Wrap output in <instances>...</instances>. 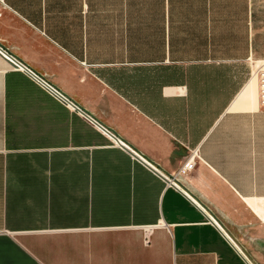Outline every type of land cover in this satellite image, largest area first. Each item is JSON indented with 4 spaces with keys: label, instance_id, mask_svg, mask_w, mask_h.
<instances>
[{
    "label": "crops",
    "instance_id": "crops-1",
    "mask_svg": "<svg viewBox=\"0 0 264 264\" xmlns=\"http://www.w3.org/2000/svg\"><path fill=\"white\" fill-rule=\"evenodd\" d=\"M260 63L264 0H0V264H251L101 127L264 264Z\"/></svg>",
    "mask_w": 264,
    "mask_h": 264
},
{
    "label": "built area",
    "instance_id": "built-area-1",
    "mask_svg": "<svg viewBox=\"0 0 264 264\" xmlns=\"http://www.w3.org/2000/svg\"><path fill=\"white\" fill-rule=\"evenodd\" d=\"M12 64V62H10ZM14 66V69H19V70H26L30 75L33 73L28 71L22 64H20L19 62H16L15 65L12 64ZM255 69V74L254 76L256 77L257 80V84H258V100L259 103L264 106V63H260L258 65L254 66ZM36 76V75H35ZM43 86L46 88L51 89L50 85L48 83H45L44 81H41ZM57 93V92H56ZM72 106H74L75 109H77L78 111H81L79 109L78 106L74 105L72 103ZM82 112V111H81ZM83 113V112H82ZM85 114V113H83ZM85 116L92 122H94L93 120L90 119L89 115L85 114ZM95 123V122H94ZM101 127V126H100ZM101 129L103 130V134L111 141L112 146H115L119 149H123L126 150L128 152H132L134 154V156H136L139 160H141L144 164H146L149 168H151L157 175H159L161 178H165V180L170 183L176 190H179L186 198H188L194 205H196L199 209H201L205 214H207V211L203 208V206L201 204H199L198 201H196V199L192 198L184 189L181 188L180 184L176 183L173 179H177L179 174H185L191 170L194 169V159H198L199 160V156H198V150L197 149H193V152L191 154V156L188 158V160L181 166L180 170L178 171L176 177H173L172 179L168 178L166 175H164L163 173H161L159 171L158 168L152 166L150 163H148L145 159H143V157L138 153L135 152L131 147H128L118 136L115 135L114 132H111L110 130L101 127ZM208 218L210 221H212V223H214V225L218 228V230H220L223 235L225 236V238L227 239V241H229V243H231V245H233L239 252L240 256L248 261V259L242 254V252L240 251V249L237 247V245H235L233 243V241L230 239L229 236H227V234L224 232V230L219 226V224L216 222V220L210 216V214H207ZM262 222L264 223V217L261 219ZM146 240V239H145ZM250 262V261H248Z\"/></svg>",
    "mask_w": 264,
    "mask_h": 264
},
{
    "label": "water",
    "instance_id": "water-1",
    "mask_svg": "<svg viewBox=\"0 0 264 264\" xmlns=\"http://www.w3.org/2000/svg\"><path fill=\"white\" fill-rule=\"evenodd\" d=\"M83 113H85L86 114V112L82 109V108H79ZM88 115V114H87ZM146 160V159H145ZM147 162H148V160H146ZM148 163H150L152 166H154L151 162H148ZM154 167H156V168H158L157 166H154ZM159 169V168H158ZM167 176V175H166ZM168 178H170V179H172L173 177L172 176H167ZM176 183H178V181L176 180V179H173ZM203 206V208L207 211V213L208 214H210V216H212L215 220H216V222L219 224V226L224 230V232L227 234V236H229L230 237V239L233 241V243L235 244V245H237V247L242 251V254L248 259V261H250V263L251 264H256V262L255 261H253L252 260V258L250 257V255L248 254V252H246V250H245V248H243L238 242H237V240L234 238V236L231 234V232L228 230V229H226L225 227H224V225L214 216V214H212V213H210L208 210H207V208L204 206V205H202Z\"/></svg>",
    "mask_w": 264,
    "mask_h": 264
}]
</instances>
